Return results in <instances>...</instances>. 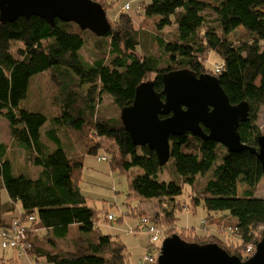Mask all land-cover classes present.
Returning a JSON list of instances; mask_svg holds the SVG:
<instances>
[{
    "label": "trees",
    "instance_id": "obj_1",
    "mask_svg": "<svg viewBox=\"0 0 264 264\" xmlns=\"http://www.w3.org/2000/svg\"><path fill=\"white\" fill-rule=\"evenodd\" d=\"M141 2V14L153 19L157 30L174 26L171 39L155 36L162 52L159 55L142 53V47L138 51V31L125 13L112 22L105 35L98 36L108 37V47L101 46L92 61L85 60L79 52L86 40L83 30L73 22L55 19L50 25L37 16L0 22V120L3 117L8 122L12 145L21 150L24 160L40 167L35 176L27 171L14 173L10 145L0 140V231L8 228L13 219L23 220L31 243L27 254L18 255L14 248L1 247L3 250L11 249L18 257L26 255L32 264L40 258L44 264H127L125 245L100 230L96 211L86 203L79 183L84 168L82 156L71 155L64 147L68 144L73 151L72 144L79 136L75 139L67 132L59 134L53 127L42 135L47 115L20 105L31 77L52 66H59L51 70L59 93L54 97L57 109L64 100L55 118L61 119L57 123L77 130L81 137L88 133L91 143L87 151L95 153L98 147L106 148L111 154V168L127 172L137 167L144 171L133 177L129 188L136 197L159 199V210L147 216L151 222L172 227L175 209L181 207L175 200L182 193L181 182L193 187L198 177L210 172L192 201L210 212L209 221H213V212L228 215L227 225L235 229L233 233L239 239L231 248L226 239L211 233L179 235L192 242H217L238 256L248 243L256 244L260 239L254 230L264 226V196H255L254 192L264 177V169L255 154L247 149L227 152L220 143L190 133L171 136L169 160L179 179L159 181L155 175L160 166L154 151L135 146L120 117L96 116L95 98L107 94L121 109L132 102L136 86L152 73L154 89L161 92L162 73L168 70L185 67L197 74L209 72L204 60L213 50L221 57L222 67L212 73L230 102L245 100L249 104V119L239 124L238 133L241 141L255 146L263 133L256 120L264 107V0ZM238 28L243 29L244 37L236 44L229 36ZM13 42L21 43L15 52L11 50ZM65 74L71 76L70 81L61 77ZM84 84L89 87L82 89ZM79 89L85 97L80 106L76 105ZM104 159L105 156L97 157ZM238 182L244 186L241 194ZM2 189L8 195L5 201ZM163 198L172 202L163 205L167 200ZM9 214L12 218L8 220ZM30 215L34 220L28 223ZM107 215L106 222L114 221L113 214L111 221ZM41 229L43 236L37 234ZM139 229L136 226L134 232ZM11 259L1 255L0 264H12Z\"/></svg>",
    "mask_w": 264,
    "mask_h": 264
},
{
    "label": "rangeland",
    "instance_id": "obj_2",
    "mask_svg": "<svg viewBox=\"0 0 264 264\" xmlns=\"http://www.w3.org/2000/svg\"><path fill=\"white\" fill-rule=\"evenodd\" d=\"M130 2V8L126 11L123 6L126 2ZM139 1V2H138ZM102 6L105 9L106 16L112 25V22L119 20V16L122 13L127 14L132 19V25L135 30L138 31V40L140 41L138 51L141 50L142 53H154L156 55L161 54L160 47L155 36H163L165 39H171L174 33V26H165L161 30L155 28L154 20L147 19L140 12L142 8L141 0H101ZM101 4V3H100ZM136 4L138 5L135 8ZM82 36L85 37V43L80 49V53L83 55L85 60L92 61L95 56H97L100 47L103 49L108 47V37H98L93 32L88 29L82 31ZM243 29L238 28L233 32L229 38L236 44L240 43V39L243 38ZM21 45L20 42H13L11 50L15 52L17 47ZM204 60V65L209 72L215 71L217 65H221V57L213 50H209ZM59 66H52L51 68L33 75L30 79V83L27 89L26 96L21 99L20 105L28 111H39L47 115V119L41 127V133L44 135L46 130L50 128H55L57 133L62 134V131L71 130L73 132L77 131L69 126L62 127L63 122L57 123L59 120L55 119L60 113L62 104L64 100H61L58 109L56 108L54 102V97L58 95V88L56 87L55 79L51 77V70L58 69ZM72 75H74L72 73ZM64 80L70 81L71 76L65 74L61 76ZM76 76L74 75V78ZM154 73L148 76V80L153 79ZM57 81V80H56ZM75 82V80H74ZM73 82V83H74ZM68 84H70L68 82ZM88 84H84L82 89L88 88ZM76 105L80 106L85 97L83 96L81 90L77 91ZM97 97V94L96 96ZM95 109L97 110L96 116L116 118L120 117V108H118L110 98L109 95L104 94L101 98H95ZM58 111V112H57ZM57 112V113H56ZM56 113V114H55ZM256 123L259 128L264 132V107H261L258 113ZM79 136L78 140H75L72 144L74 147L73 151H70L67 147L68 144H64L65 149L71 155L79 154L82 156V162L84 168L80 175V187L82 193L86 197L87 205L94 208L97 213L96 222L103 233H109L113 237L122 241L125 245V252L127 254V264H135L142 260L144 252L146 249V244L148 240V233L144 229L136 230L131 232L130 229L135 228L138 224L139 218L142 215L151 216L155 211L159 210L160 204L157 198H142L136 197L130 194L129 183L137 173H144L140 168L133 167L127 172L120 171L118 168L113 169L110 165V152L104 147H98L95 153L87 151L88 145L91 143L88 139V133L85 137H81L82 134L75 133ZM0 140L5 142V144L10 145L9 154L13 161L15 167H13L14 173L19 172H30L32 175H36L40 167L35 165H30V163L24 160V156L17 148V146L12 145L8 122L2 117L0 120ZM48 141V140H47ZM49 142V141H48ZM52 146L54 145L51 141L49 142ZM71 147V148H72ZM70 148V147H69ZM225 148V147H224ZM226 149V148H225ZM105 156L104 160H97V157ZM171 159L158 168L155 175L156 179L159 181H178V173L176 172L174 166L171 163ZM210 172L198 177V182L192 187L189 183L181 182L182 193L175 197L176 202L181 204L180 208H176V218L174 220L173 226L168 224H163L160 227L163 228L165 235H170L172 233L181 234L182 236L193 235L194 232L201 236L205 232V228L202 227L203 224L209 225V223H214V227L218 229L220 235H224L222 239H226L227 244L232 248L234 242L238 241V237L234 233H227L228 229L232 226L227 225L229 216L223 213L217 212L212 213L213 221L207 219L208 213L202 205H194L192 197L195 196L202 189L203 183L207 177H210ZM197 179V178H196ZM243 184L238 182V193H242ZM255 196H264V177L260 179L254 192ZM2 199L7 200V193L5 189L1 190ZM164 201L167 198H163ZM162 201V202H164ZM172 202L167 199L163 204L166 205L168 202ZM185 206V207H184ZM108 214L114 215V221L106 222L105 216ZM9 220L12 218V214L6 215ZM206 218V219H205ZM219 220L216 222L215 220ZM202 220L204 222H202ZM208 220V221H207ZM174 227V232L171 233ZM259 228L254 230V233L260 235ZM44 230L41 229L37 234L43 236ZM261 236V235H260ZM249 244V243H248ZM229 247V248H230ZM161 248V246H160ZM156 254V253H155ZM160 254V251L159 253ZM5 257L12 256L13 264H32L33 260L30 257L24 255L18 257L16 253H13L11 249L3 250L1 248V238H0V256ZM156 261L153 264H156ZM35 264H44V261L40 258Z\"/></svg>",
    "mask_w": 264,
    "mask_h": 264
},
{
    "label": "water",
    "instance_id": "obj_3",
    "mask_svg": "<svg viewBox=\"0 0 264 264\" xmlns=\"http://www.w3.org/2000/svg\"><path fill=\"white\" fill-rule=\"evenodd\" d=\"M37 16L54 25L55 19L73 22L103 36L111 24L102 4L95 0H0V22ZM163 89L151 80L135 88L133 100L120 109V119L135 146H146L156 154L159 166L170 158V138L190 133L223 145L227 152L247 149L264 169V132L255 146L241 141L239 124L249 119V104H232L216 75L197 74L189 68L162 73ZM163 95V97H162ZM156 264H264V232L254 253L241 259L217 242L187 241L172 233L162 240Z\"/></svg>",
    "mask_w": 264,
    "mask_h": 264
},
{
    "label": "built area",
    "instance_id": "obj_4",
    "mask_svg": "<svg viewBox=\"0 0 264 264\" xmlns=\"http://www.w3.org/2000/svg\"><path fill=\"white\" fill-rule=\"evenodd\" d=\"M130 8L129 2L123 6L124 10H128ZM222 65H217L215 68V72H219ZM107 219L109 221L113 220V215L108 214ZM34 217L30 215L28 217V221H33ZM202 222H204L202 220ZM137 227L144 229L148 233V240L146 244V249L144 252V256L141 261L137 262L136 264H153L157 256L159 255L160 246L162 245V235L164 233L163 228L157 226L153 222L149 220L147 216H142ZM135 228L130 229L131 232H134ZM234 228L230 227L227 233H233ZM260 235L264 232V226H260L259 230ZM163 232V233H162ZM167 236V235H165ZM0 238H1V247L2 248H14L18 255L27 254L30 250L31 243L28 239V233L25 230V222L20 219H13L10 223V226L6 229L0 231ZM255 251V244L249 243L245 246L241 258L246 259L251 256ZM156 253V254H155Z\"/></svg>",
    "mask_w": 264,
    "mask_h": 264
},
{
    "label": "crops",
    "instance_id": "obj_5",
    "mask_svg": "<svg viewBox=\"0 0 264 264\" xmlns=\"http://www.w3.org/2000/svg\"><path fill=\"white\" fill-rule=\"evenodd\" d=\"M62 127H63V126H62ZM64 132L69 133L70 136L73 137V138H75V139H76V137H77L76 134H75V133H77V132H73V131H71V130H66V129H65L64 131H62V133H64ZM202 227H203V228L206 227V228H205V229H206L205 232L202 233L203 235H210V233H211V234H214V235H218V236H220L221 238L224 237V235H220L221 233L217 230V228L214 227V224H210V223H209V225H208V224H207V225L203 224ZM219 233H220V234H219ZM13 253H14V252H13ZM9 257L12 258L11 260L13 261L14 258H13L12 256H9ZM9 257H8V258H9ZM12 261H11V263H12ZM12 264H13V263H12Z\"/></svg>",
    "mask_w": 264,
    "mask_h": 264
},
{
    "label": "clouds",
    "instance_id": "obj_6",
    "mask_svg": "<svg viewBox=\"0 0 264 264\" xmlns=\"http://www.w3.org/2000/svg\"><path fill=\"white\" fill-rule=\"evenodd\" d=\"M211 74H213V73H211ZM214 75H215V74H214ZM167 236H169V235H167ZM165 237H166V236H165ZM165 237H164V238H165ZM240 258H241V256H240ZM241 259H242V258H241ZM243 260H245V259H243Z\"/></svg>",
    "mask_w": 264,
    "mask_h": 264
},
{
    "label": "bare ground",
    "instance_id": "obj_7",
    "mask_svg": "<svg viewBox=\"0 0 264 264\" xmlns=\"http://www.w3.org/2000/svg\"><path fill=\"white\" fill-rule=\"evenodd\" d=\"M34 217V216H33ZM27 222L29 223V221L27 220ZM163 233V232H162Z\"/></svg>",
    "mask_w": 264,
    "mask_h": 264
}]
</instances>
